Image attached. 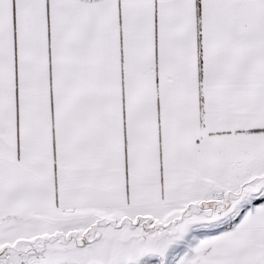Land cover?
Returning <instances> with one entry per match:
<instances>
[{"label": "snow or ice", "instance_id": "6c2138e0", "mask_svg": "<svg viewBox=\"0 0 264 264\" xmlns=\"http://www.w3.org/2000/svg\"><path fill=\"white\" fill-rule=\"evenodd\" d=\"M0 264H264V0H0Z\"/></svg>", "mask_w": 264, "mask_h": 264}]
</instances>
